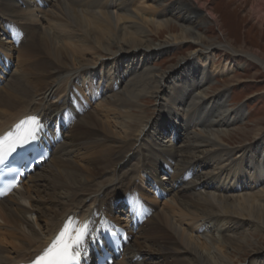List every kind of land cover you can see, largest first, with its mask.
<instances>
[{
  "label": "bare ground",
  "instance_id": "bare-ground-1",
  "mask_svg": "<svg viewBox=\"0 0 264 264\" xmlns=\"http://www.w3.org/2000/svg\"><path fill=\"white\" fill-rule=\"evenodd\" d=\"M208 1L0 0V59L15 50L19 69L0 66V134L28 114L71 119L47 170L0 200V264L29 261L67 219L87 221L95 236L126 192L155 199L154 188L170 199L144 200L151 212L135 222L118 264L132 255L142 264H239L246 254L242 264H264V132L232 145L243 106L228 108L225 87L209 90L233 68L215 63L216 48L263 70L264 61L207 39L219 26ZM16 31V42L2 41ZM178 45L192 50L167 69L152 66Z\"/></svg>",
  "mask_w": 264,
  "mask_h": 264
},
{
  "label": "rangeland",
  "instance_id": "rangeland-1",
  "mask_svg": "<svg viewBox=\"0 0 264 264\" xmlns=\"http://www.w3.org/2000/svg\"><path fill=\"white\" fill-rule=\"evenodd\" d=\"M173 1L175 0H166L168 3ZM202 1L205 0H200V2ZM258 3L264 6V0H209L206 7L207 9H211L216 15V21L219 23V26L217 27L215 23L210 24L209 29L206 31L207 39H210V41L213 40L215 43L230 44L233 48L242 52L255 54L264 61V11L258 14V10L255 8V5ZM164 36L162 38H164ZM1 38L4 42L11 41V39H7L6 35H1ZM7 44L12 45L11 42ZM191 50L192 48L188 45H178L174 50L158 56L156 58L157 60L152 62V66L160 70L167 69L181 58L186 57ZM215 55L216 64H220L223 61L225 63V61L228 60L233 68L232 72L228 75H216L215 79L209 85V90L216 91L225 87L228 92V108H235V106L240 105L243 106L244 119L235 126V128L238 127L243 130L241 134L233 138L232 142L235 143H232V145L239 143L248 144L253 140L250 137H252L256 130H258V132H264V70L257 63L245 58L240 52H238L235 57L232 55L231 51L219 47L216 48ZM1 56L4 57H1L2 60H7V58L10 57L11 65H9V73L14 74L18 72L19 69L16 68L17 65L15 63V50H12L8 55ZM4 74L7 75L6 73ZM1 86L2 83L0 81V88ZM155 103V101H147L144 105L146 108L149 107V109H153ZM90 105L93 104L91 103ZM64 132L65 131L62 130V135ZM48 162L49 161H46L42 167L36 169L33 173H44L43 171H46L49 166ZM158 176L161 178L164 177V179H161L162 182H167L166 176L162 173H158ZM34 183L35 181H30L28 184L34 185ZM151 183L155 182L148 181L147 185ZM149 191L150 196L153 198L155 197V199L149 197L144 200L153 206L164 203V200L166 202L171 196V194L165 192L163 197L158 198L152 189ZM113 213L114 214L111 216L112 218L106 216L107 219L113 224H119L121 227L127 229L128 232L130 231L129 234H131V237L128 241L132 242V238L137 237L138 229L132 232L131 229L128 228L126 210L124 208L123 210L117 209L113 210ZM114 216H118L121 219H117ZM137 222L138 221H136V223ZM262 235L263 238L264 232ZM260 237L261 236H259V238ZM137 239L139 242L142 241L141 238ZM259 242L260 244H264V238ZM129 258L133 260V264H142V259L135 258L133 255ZM234 258L235 260L237 259L236 257ZM240 259H242L241 261L243 263V261L249 259V256L248 254L242 255ZM118 260L120 259L114 260L113 264H118ZM242 263L239 262V264Z\"/></svg>",
  "mask_w": 264,
  "mask_h": 264
},
{
  "label": "snow or ice",
  "instance_id": "snow-or-ice-1",
  "mask_svg": "<svg viewBox=\"0 0 264 264\" xmlns=\"http://www.w3.org/2000/svg\"><path fill=\"white\" fill-rule=\"evenodd\" d=\"M31 122L34 127L26 133L21 132L22 125ZM16 132H8L0 135V164H3L18 149L38 139V133L43 125L38 116H28L26 120L20 121L16 126ZM2 194V193H0ZM107 224V221H101V227ZM89 236V224L85 221L80 226H74L71 219L66 220L63 226L55 234L49 244L35 255L30 264H72L81 258L86 251V238Z\"/></svg>",
  "mask_w": 264,
  "mask_h": 264
}]
</instances>
